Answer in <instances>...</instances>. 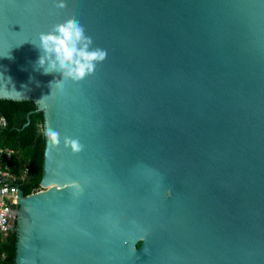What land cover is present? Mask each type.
I'll use <instances>...</instances> for the list:
<instances>
[{
	"label": "water",
	"instance_id": "obj_1",
	"mask_svg": "<svg viewBox=\"0 0 264 264\" xmlns=\"http://www.w3.org/2000/svg\"><path fill=\"white\" fill-rule=\"evenodd\" d=\"M58 2L0 0V101L45 142L14 264H264V0ZM72 17L108 56L52 89L29 41Z\"/></svg>",
	"mask_w": 264,
	"mask_h": 264
},
{
	"label": "clouds",
	"instance_id": "obj_2",
	"mask_svg": "<svg viewBox=\"0 0 264 264\" xmlns=\"http://www.w3.org/2000/svg\"><path fill=\"white\" fill-rule=\"evenodd\" d=\"M57 7L64 8V0H60ZM29 42L40 51L38 66L44 74H62V79L51 82L52 89L53 85L62 88L65 81L79 83L85 80L95 73L97 65L108 56L106 49L93 46V38L86 34L85 27L75 17L53 25L50 31L41 32L38 42ZM8 81L11 82L10 79ZM45 135L53 145H59V132L48 127ZM64 145L74 153L83 148L77 139L67 137L64 138Z\"/></svg>",
	"mask_w": 264,
	"mask_h": 264
},
{
	"label": "trees",
	"instance_id": "obj_3",
	"mask_svg": "<svg viewBox=\"0 0 264 264\" xmlns=\"http://www.w3.org/2000/svg\"><path fill=\"white\" fill-rule=\"evenodd\" d=\"M0 118L6 122L0 129V150L12 152L9 160L1 159L0 170L13 177L14 181L8 185L18 186L24 196L38 192L45 146L39 116L0 101ZM15 243L14 231L1 235L0 264H14Z\"/></svg>",
	"mask_w": 264,
	"mask_h": 264
},
{
	"label": "built area",
	"instance_id": "obj_4",
	"mask_svg": "<svg viewBox=\"0 0 264 264\" xmlns=\"http://www.w3.org/2000/svg\"><path fill=\"white\" fill-rule=\"evenodd\" d=\"M6 122L4 118H0V129L5 127ZM12 152L10 150H0V162L2 158L10 159ZM1 176H9L0 170ZM17 208L16 192L13 186L10 187L8 183L0 182V235H5L12 232L16 221L14 214Z\"/></svg>",
	"mask_w": 264,
	"mask_h": 264
}]
</instances>
